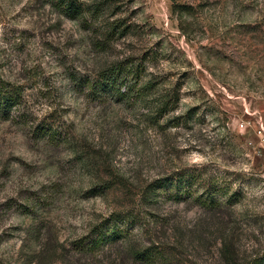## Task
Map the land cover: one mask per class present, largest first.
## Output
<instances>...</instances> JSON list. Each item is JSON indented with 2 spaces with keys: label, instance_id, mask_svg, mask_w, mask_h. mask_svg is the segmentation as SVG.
Returning a JSON list of instances; mask_svg holds the SVG:
<instances>
[{
  "label": "rangeland",
  "instance_id": "rangeland-1",
  "mask_svg": "<svg viewBox=\"0 0 264 264\" xmlns=\"http://www.w3.org/2000/svg\"><path fill=\"white\" fill-rule=\"evenodd\" d=\"M127 62L138 88L154 84L147 95L91 92ZM0 79L24 90L0 118V264H248L264 254V0H105L95 21L0 0ZM172 91L179 101L164 112ZM187 170L202 174L198 193L212 178L239 195L214 210L175 200L169 180ZM106 222L109 241L77 249Z\"/></svg>",
  "mask_w": 264,
  "mask_h": 264
},
{
  "label": "trees",
  "instance_id": "trees-1",
  "mask_svg": "<svg viewBox=\"0 0 264 264\" xmlns=\"http://www.w3.org/2000/svg\"><path fill=\"white\" fill-rule=\"evenodd\" d=\"M52 7H54L59 14L64 16L69 20H78L83 18L91 19L92 21L97 20L102 14L103 3L105 0H43ZM87 1V3H85ZM91 2V3H90ZM179 5L173 3L172 12L175 13L177 10L181 12H187L186 10H180ZM116 28H119V25H116ZM113 27V28H114ZM127 30V28H126ZM125 32L124 30H122ZM122 32V33H123ZM129 63V68L124 67L123 64L115 65L99 74V80L93 81L89 86L90 90L93 93L100 94H112L117 95L119 98L126 99L128 96L126 93H130L131 91L135 92V96L142 97L147 95L155 86L147 82L145 85L138 88L139 85V74H138V66L135 68L134 72L132 71L133 67L132 63ZM137 72V73H136ZM128 77H135L134 84L132 86H126L123 92H120L122 85L128 81ZM88 85V83H87ZM23 87L20 85H14L8 83L2 79H0V118L8 119L13 110H15L22 103L23 98ZM177 92L172 91L170 95L165 96V101L162 104L165 111H169L168 109H172L176 106L179 101ZM172 107V108H171ZM41 134L54 135V133H45V130L41 131ZM52 135L50 137H52ZM49 137V138H50ZM202 177V174L195 175L191 171H183L180 175L177 176L176 179H170L168 189H173L172 197L175 200H193L197 205L206 209V210H214L218 209L222 206L221 197H228V201H232L239 195V191L237 190L232 195L228 194L231 192L229 186L226 185V188L218 185L215 180L212 178H206V182L204 185H197V188L202 189L200 193H198L193 189L196 181ZM114 221H124L125 218L121 216H115L113 218ZM116 223V222H115ZM106 224V225H105ZM105 225L106 227H102ZM109 224L106 222L102 225L95 227L89 235L80 239L75 245L77 249L92 252L99 248L100 245H103L104 242L109 241L113 235L116 234L114 228L108 226ZM142 254V257L145 258V252L136 253ZM248 264H264V254L259 257L254 258Z\"/></svg>",
  "mask_w": 264,
  "mask_h": 264
},
{
  "label": "built area",
  "instance_id": "built-area-1",
  "mask_svg": "<svg viewBox=\"0 0 264 264\" xmlns=\"http://www.w3.org/2000/svg\"><path fill=\"white\" fill-rule=\"evenodd\" d=\"M258 135L261 136V138L263 139V142H264V137L262 136L261 132H258Z\"/></svg>",
  "mask_w": 264,
  "mask_h": 264
}]
</instances>
